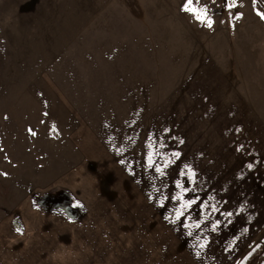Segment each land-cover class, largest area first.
Masks as SVG:
<instances>
[{
    "label": "rangeland",
    "instance_id": "374dc122",
    "mask_svg": "<svg viewBox=\"0 0 264 264\" xmlns=\"http://www.w3.org/2000/svg\"><path fill=\"white\" fill-rule=\"evenodd\" d=\"M258 13L264 0H0V264L264 251Z\"/></svg>",
    "mask_w": 264,
    "mask_h": 264
},
{
    "label": "crops",
    "instance_id": "0c3cea01",
    "mask_svg": "<svg viewBox=\"0 0 264 264\" xmlns=\"http://www.w3.org/2000/svg\"><path fill=\"white\" fill-rule=\"evenodd\" d=\"M99 142L97 141V144H98ZM94 145H96V144H94ZM102 155V154H101ZM103 156L104 157H106L107 159H108V154H103ZM90 157V158H89ZM89 157L88 156H85V155H83V159H77L76 161H75V164L76 165H79L80 164V162L81 163H83V162H87V161H89V162H91V163H94L96 160H98L100 157L99 156H97L95 153H91V154H89ZM82 172V167L81 166H79L78 168H77V173L80 175V177L81 178H86L87 177V174H84V173H81ZM48 181H45L44 182V188H48V187H50L49 186V184L47 183ZM68 203H69V201H68ZM67 203V204H68ZM62 206V203L61 202H57V207L58 208H60ZM66 210H71L72 211V214H73V216H75V217H70L71 219H75L76 217H77V212L75 211V210H73L70 206H68V207H66L65 208Z\"/></svg>",
    "mask_w": 264,
    "mask_h": 264
},
{
    "label": "trees",
    "instance_id": "16d2710c",
    "mask_svg": "<svg viewBox=\"0 0 264 264\" xmlns=\"http://www.w3.org/2000/svg\"><path fill=\"white\" fill-rule=\"evenodd\" d=\"M257 251H259V248L253 250V252L249 254L240 264H255L258 262L260 258L264 257V251H261L258 254Z\"/></svg>",
    "mask_w": 264,
    "mask_h": 264
},
{
    "label": "snow or ice",
    "instance_id": "6c2138e0",
    "mask_svg": "<svg viewBox=\"0 0 264 264\" xmlns=\"http://www.w3.org/2000/svg\"><path fill=\"white\" fill-rule=\"evenodd\" d=\"M262 18H264V13H258ZM176 155H179L178 153L176 154ZM185 167H188L187 165L185 166ZM249 167H252V165H249ZM156 171L157 172H161L162 173V168H160V167H157L156 168ZM191 171V170H190ZM183 174V173H182ZM195 174L193 173V176H194ZM177 184L179 185V181H177ZM195 201H190V202H188V205L187 206H191V203H194ZM178 215H180L179 213H178ZM229 216L230 215H232L231 213H229L228 214ZM17 231H20L19 229H17Z\"/></svg>",
    "mask_w": 264,
    "mask_h": 264
},
{
    "label": "water",
    "instance_id": "95a60500",
    "mask_svg": "<svg viewBox=\"0 0 264 264\" xmlns=\"http://www.w3.org/2000/svg\"><path fill=\"white\" fill-rule=\"evenodd\" d=\"M68 214L71 216V217H75V216H73V214H72V211L69 209L68 211Z\"/></svg>",
    "mask_w": 264,
    "mask_h": 264
},
{
    "label": "built area",
    "instance_id": "2783aa9c",
    "mask_svg": "<svg viewBox=\"0 0 264 264\" xmlns=\"http://www.w3.org/2000/svg\"><path fill=\"white\" fill-rule=\"evenodd\" d=\"M199 17V16H198Z\"/></svg>",
    "mask_w": 264,
    "mask_h": 264
}]
</instances>
